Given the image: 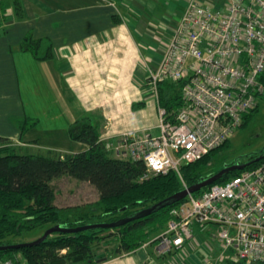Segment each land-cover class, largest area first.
Here are the masks:
<instances>
[{"label": "built area", "instance_id": "1", "mask_svg": "<svg viewBox=\"0 0 264 264\" xmlns=\"http://www.w3.org/2000/svg\"><path fill=\"white\" fill-rule=\"evenodd\" d=\"M263 74L264 0H224L222 6L190 0L149 74L157 99L160 82L183 81V105L172 115L158 103L155 129L102 139L115 157L144 161L140 180L171 170L181 176L184 162L201 159L241 127L244 115L264 98ZM170 216L165 229L144 244L154 245L159 255L178 257L204 234V264H264V161L198 196L189 194Z\"/></svg>", "mask_w": 264, "mask_h": 264}, {"label": "crops", "instance_id": "2", "mask_svg": "<svg viewBox=\"0 0 264 264\" xmlns=\"http://www.w3.org/2000/svg\"><path fill=\"white\" fill-rule=\"evenodd\" d=\"M2 1L0 136L23 149L65 154L88 148L69 135L70 125L87 114L98 117L103 138L155 129L159 102L150 70L161 62L190 0H19L21 17L15 0ZM29 32L52 40V59L39 61L21 49ZM25 117L39 123L22 134ZM41 132L54 143L43 144ZM61 141L76 146L55 145ZM149 258L150 251L140 249L99 264H159Z\"/></svg>", "mask_w": 264, "mask_h": 264}, {"label": "trees", "instance_id": "3", "mask_svg": "<svg viewBox=\"0 0 264 264\" xmlns=\"http://www.w3.org/2000/svg\"><path fill=\"white\" fill-rule=\"evenodd\" d=\"M14 4L17 16L21 17V2L15 0ZM5 11L4 2L0 0L3 22L7 19ZM21 49L31 52L39 61L54 57L52 40L48 37L36 38L33 32L24 36ZM261 78L264 79V74ZM182 85L183 81L170 80L158 85L159 105L169 114H175L183 105ZM258 107L259 104L244 115L241 126L246 124ZM38 123L37 119L25 117L20 122L22 134ZM69 135L72 140L85 143L88 148L65 154L24 153V149L10 138L0 136V246L27 242L18 238L49 225L76 228L87 224L122 222L180 192L186 187L184 183L192 186L217 173L218 171L206 174L203 169L211 162L216 152L230 143L229 139L201 159L184 162L181 176L171 170L166 174L140 180L146 170L144 161L115 157L108 149L107 141L102 139L101 122L96 115L87 114L77 119L70 125ZM263 153L264 151L253 155L241 163L254 160ZM263 161L264 158L254 161L243 170L231 171L213 184H223L243 171L256 168ZM234 163L236 162L228 165ZM64 175L92 184L100 195V207H58L55 204L56 192L52 182ZM211 185L193 194L198 196ZM185 199L115 227L73 233L55 232L36 245L0 250V259H11L14 264H99L120 254L140 249L151 235L167 225L171 209ZM101 243L116 245L108 249V253H98L95 248ZM225 264L247 263L240 260L227 261Z\"/></svg>", "mask_w": 264, "mask_h": 264}, {"label": "rangeland", "instance_id": "4", "mask_svg": "<svg viewBox=\"0 0 264 264\" xmlns=\"http://www.w3.org/2000/svg\"><path fill=\"white\" fill-rule=\"evenodd\" d=\"M50 135V133L41 132L40 138L42 141H44L42 142L43 144H48V142L50 144L54 143L51 141V137L53 136L51 135L50 137ZM68 144L66 141L55 143V145L71 146L72 148L76 146L74 143H71L70 145ZM262 151H264V98L260 101L258 110L253 113L246 124L239 127L233 133L232 137L230 138L229 145L214 154L211 162L203 169V172L207 174L209 172L212 173L219 171L232 162H243L248 160L251 156L257 155ZM24 153L43 155L52 154V152L47 150L45 151L41 147L36 146H31L27 149H24ZM52 184L56 192L55 204L58 207L75 205H92L95 208L100 207L98 205L100 195L97 189L89 182L79 181L69 175H64L54 179ZM50 227H52V225L47 226V228L38 229L32 233H28L22 238H18V240L27 242L36 240L41 237ZM165 227L157 233L151 235V237L145 243L151 241L153 238L159 235L165 229ZM144 244L140 249L149 250L151 253V259L157 261L159 264H204L209 258L206 236L204 234H198L184 249V251L178 253V257L175 256L176 253L163 257L156 252L154 245L144 246ZM115 245L116 243H101L96 246L95 251L98 253H108V249L110 250L114 248ZM127 254L128 253H123L116 257H121ZM216 254H219V252ZM151 259L149 258V260Z\"/></svg>", "mask_w": 264, "mask_h": 264}, {"label": "water", "instance_id": "5", "mask_svg": "<svg viewBox=\"0 0 264 264\" xmlns=\"http://www.w3.org/2000/svg\"><path fill=\"white\" fill-rule=\"evenodd\" d=\"M263 158H264V153L261 154L260 156L256 157L254 160H251V161L246 162V163L236 162V163L231 164V165H226L224 168L219 170L217 173L210 175L209 177L204 178L203 180L193 184L192 186H188L187 188H184L180 192H177V193L171 195L170 197L166 198L165 200L154 204L153 206L149 207L148 209H145V210L135 214L134 216H131V217L125 219L122 222L87 224V225L79 226L76 228H65V227H62L59 225H55V226L48 228L45 231V233L36 240L29 241V242H23V243H19V244L2 245V246H0V250L17 249V248H21V247L28 246V245H36V244H39L42 241L46 240L49 236H51L55 232L73 233V232H79V231H84V230H90V229H94V228L115 227V226L119 225L120 223H126L128 221L133 220V219H136V218H139V217H142L145 215H149V214L153 213L154 211L158 210L159 208L165 207L166 205H169L175 201L183 200L189 194H193L195 192H198V191L202 190L203 188L213 184L214 182H216L217 180L222 178L225 174H227L231 171H235V170H243L248 165L253 163L254 161H259Z\"/></svg>", "mask_w": 264, "mask_h": 264}]
</instances>
